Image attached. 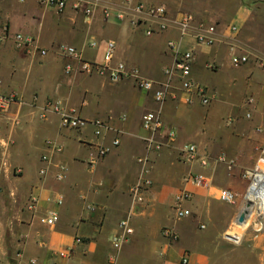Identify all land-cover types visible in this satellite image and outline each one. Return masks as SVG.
Segmentation results:
<instances>
[{"label": "crops", "instance_id": "0c3cea01", "mask_svg": "<svg viewBox=\"0 0 264 264\" xmlns=\"http://www.w3.org/2000/svg\"><path fill=\"white\" fill-rule=\"evenodd\" d=\"M98 1L87 17L70 8L58 13L38 0H0V95L15 97L0 111V264H108L110 255L115 264H181L184 255L188 264H213L217 242L211 230L217 222L236 218L240 204L219 202L218 190L242 195L247 181L241 171L255 164L264 147V68L256 62L264 59V20L257 13L263 10L255 8L262 4L134 0L164 6L171 21L182 12L194 17L183 50L193 46L201 26H215L217 41L195 47L191 67V79L210 97L205 106L175 77L162 87L164 101L153 99L154 90L166 81L165 68L173 64L168 42L179 38L173 26L146 36L143 27L116 16L122 0ZM232 25L237 27L234 39ZM17 34L32 42L16 48ZM108 41L116 46L110 66L121 62L138 69L153 82L152 90H140L133 79L112 83L107 74L82 73L76 59L58 51L61 45L71 46L84 60L102 63ZM229 45L249 54V61L233 65ZM149 111H159L162 121L150 147L151 132L141 125V116ZM64 114L88 123L66 127ZM96 121L107 125L101 135L94 134ZM114 139L117 147L111 146ZM49 142L61 146V152L48 149ZM185 144L212 157L226 155L236 166L229 171L221 164L202 168L196 161L183 163L178 149ZM104 147L110 151L100 155ZM44 155L48 162L41 159ZM143 156L150 158L153 185L145 205L132 206L129 188L139 176L136 160ZM59 166L65 168L62 181L55 179ZM191 171L205 174L207 181L186 183ZM181 189L192 193L185 205L192 215L176 220L172 206ZM50 214L58 217L53 226L42 222ZM127 216L132 232L114 249L112 238ZM165 226L176 231V241L163 236ZM226 236L240 240L234 229ZM62 250H71L69 258L59 257Z\"/></svg>", "mask_w": 264, "mask_h": 264}, {"label": "built area", "instance_id": "2783aa9c", "mask_svg": "<svg viewBox=\"0 0 264 264\" xmlns=\"http://www.w3.org/2000/svg\"><path fill=\"white\" fill-rule=\"evenodd\" d=\"M22 1V0H21ZM40 4L45 7L54 9L58 13L64 12L67 8L73 11H82L85 16H91L95 8L99 6L98 0H38ZM116 16L120 19H125L135 27H143L146 36H151L155 33L163 32L167 28L172 26L179 33V38L175 41H169L168 45L174 51V60L171 67H167L164 70L166 81L159 86L153 92V99L155 103L161 104L164 101L165 95L162 87L169 86L172 79L175 77L178 79L181 88L189 93L196 95L201 103L205 106L209 105L210 97L207 89L199 83L194 82L191 75V67L194 61V48L199 46H211L217 40L215 38L216 28L214 25H205L200 27L199 33L194 36L193 46L183 50L182 40L187 35V31L191 24L194 22V17L187 12L180 13L178 19L171 21L169 13L164 6L161 5H147L143 2H135L134 0H122L120 9L116 12ZM230 37L234 39L237 35V27L232 25L229 27ZM0 38V42H1ZM32 40L22 34L15 36V46L18 49L26 47ZM95 43H89V46L95 47ZM115 43L108 41L105 44L103 50V62L95 63L84 60L80 53L71 46L61 45L58 48L60 54L76 59L79 63V71L87 74H96L99 76L108 75V80L112 83L120 82L124 79H133L140 90L150 91L153 88V82L147 81L140 76L139 70L135 68H127L124 63H115V66H110L112 63L113 55L115 52ZM241 49L229 45L230 60L235 66L246 64L249 61V54L246 52H238ZM40 55H46V51L41 50ZM257 64L264 68V59L256 58ZM211 67V66H210ZM70 68L67 67V71ZM15 101V97L0 95V111L6 109L8 105ZM56 109V107H55ZM63 123L66 127L72 129H79L87 125V121L80 119L76 116L63 115ZM141 125L143 129L151 132L152 137L147 139L149 147L155 144L153 135L162 127V121L159 111L145 112L141 116ZM95 135H101L104 130L107 129V125L96 121L94 123ZM168 138L173 141L174 133L170 132ZM119 140L114 139L111 146L117 147ZM47 148L54 152H61V146L53 143H47ZM110 151V147L102 148L99 153L105 155ZM258 157L255 164L250 169H244L241 171V177L247 181V187L242 195H239L235 191L230 189L221 188L218 190L217 200L221 203L234 205L237 202L254 203V201L264 204V147L259 148ZM178 158L183 163L197 162L202 168H209L211 164H221L231 171L235 168V161L229 159L226 155H218L212 157L207 153L200 152L197 145L185 144L178 149ZM45 162H48L47 155L41 157ZM137 163L141 165L139 176L135 183L129 188V196L132 206L145 205L147 196L152 188V181L149 177V156H143L137 158ZM46 169L39 171L40 175H45ZM65 178V168L59 166V172L56 174L55 179L62 181ZM207 181V177L203 173L189 172L185 178L186 183H190L194 186H200ZM192 193L187 189H181L174 195V203L172 206L174 212V218L181 220L192 215L191 211L185 206L190 202ZM36 199H32V205ZM59 202V201H58ZM31 205V206H32ZM56 214H50L42 219V222L47 226H53L57 221ZM203 228V226H201ZM132 230L129 227L128 216L119 222L118 233L112 238V246L114 249H119L121 245L127 241V235L131 234ZM162 234L168 240L174 242L177 240L178 235L172 227L165 226L162 228ZM77 243L80 239H75ZM71 250H62L58 252L59 257L69 258ZM116 257L110 255L108 257V264H115ZM188 256L184 255L181 259V264H188Z\"/></svg>", "mask_w": 264, "mask_h": 264}, {"label": "rangeland", "instance_id": "374dc122", "mask_svg": "<svg viewBox=\"0 0 264 264\" xmlns=\"http://www.w3.org/2000/svg\"><path fill=\"white\" fill-rule=\"evenodd\" d=\"M256 2L262 4L255 8L263 10L257 13L264 20V4L260 3L264 0ZM244 205V202H240L239 209H237L238 215L242 212ZM261 208L249 213L242 227L237 224V217L226 224L216 223L211 230L217 242L213 264H264V209ZM204 222L201 224H205ZM232 229L239 234V241L231 240L226 236Z\"/></svg>", "mask_w": 264, "mask_h": 264}, {"label": "bare ground", "instance_id": "6f19581e", "mask_svg": "<svg viewBox=\"0 0 264 264\" xmlns=\"http://www.w3.org/2000/svg\"><path fill=\"white\" fill-rule=\"evenodd\" d=\"M262 207V208H261ZM258 208H261V209H264V204L260 203V202H257V201H254V203H246L244 205V210L247 211V213L245 214V217L248 218L249 217V213H252V212H255L258 210ZM245 223L243 224H238L240 227L244 226ZM242 225V226H241Z\"/></svg>", "mask_w": 264, "mask_h": 264}, {"label": "water", "instance_id": "95a60500", "mask_svg": "<svg viewBox=\"0 0 264 264\" xmlns=\"http://www.w3.org/2000/svg\"><path fill=\"white\" fill-rule=\"evenodd\" d=\"M247 213V211H245L244 209H242V212L237 216L236 222L237 224H243L244 222H246L247 218L245 217V214Z\"/></svg>", "mask_w": 264, "mask_h": 264}]
</instances>
